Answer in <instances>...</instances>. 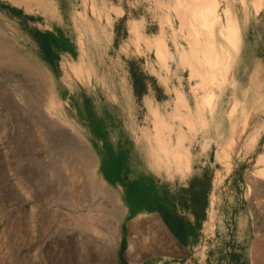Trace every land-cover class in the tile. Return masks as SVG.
<instances>
[{
    "label": "rangeland",
    "instance_id": "374dc122",
    "mask_svg": "<svg viewBox=\"0 0 264 264\" xmlns=\"http://www.w3.org/2000/svg\"><path fill=\"white\" fill-rule=\"evenodd\" d=\"M195 1L0 0V264H264V0Z\"/></svg>",
    "mask_w": 264,
    "mask_h": 264
},
{
    "label": "bare ground",
    "instance_id": "6f19581e",
    "mask_svg": "<svg viewBox=\"0 0 264 264\" xmlns=\"http://www.w3.org/2000/svg\"><path fill=\"white\" fill-rule=\"evenodd\" d=\"M221 2L219 0H196L194 3H190L183 6L186 13L189 14V21L191 29L194 33L198 32V29H204L205 31L215 34L221 33V39L229 40L233 45H236L237 38H230L227 30L223 25V15L221 14ZM158 52L161 55L167 53V47L163 40L157 42ZM232 57V54L228 55ZM207 67L197 72V75L201 78V85L206 89V94L211 95L208 92L210 87L221 77L223 81L227 80L230 73V63L225 62L221 55L211 57L208 52L206 55ZM222 81V82H223Z\"/></svg>",
    "mask_w": 264,
    "mask_h": 264
}]
</instances>
